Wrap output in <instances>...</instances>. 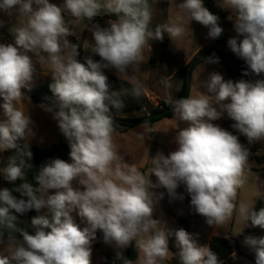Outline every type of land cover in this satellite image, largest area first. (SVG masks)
<instances>
[{"label":"clouds","instance_id":"9594fccd","mask_svg":"<svg viewBox=\"0 0 264 264\" xmlns=\"http://www.w3.org/2000/svg\"><path fill=\"white\" fill-rule=\"evenodd\" d=\"M219 3L231 13L228 19L237 35L227 44L245 62L243 75L261 76L264 0ZM177 7L187 14L189 24L195 21L207 28L208 38L222 35L219 17L204 0H181ZM0 12L15 18L9 28L13 41L0 42V153H12L0 175L10 184L23 181L14 190L0 189V244L4 230L10 244V250L0 254V264H91L98 239L113 248L120 264H167L172 236L179 264H222L193 234L183 228L170 231L154 218L155 205L164 195L153 191L157 187L164 188L170 200L183 201L184 193L178 191L183 186L190 207L210 227L223 226L238 214L246 227L264 230V207L256 211L254 204L236 203L250 157L240 137L249 144L264 140V79L225 80L212 72L201 81L199 95L167 100L186 126L175 132L174 151L151 157L146 176L114 144L112 109L121 110L124 101L112 90L105 70L123 74L139 67L146 46L162 41L165 34L172 40L183 36L185 26L153 27L150 0H0ZM102 14L116 18L107 26L94 23ZM85 21L92 39L81 62L78 46L69 40L74 35L70 25ZM4 26L0 19V28ZM205 62L219 63V58L213 55ZM38 66H46L52 79L51 103L40 107L51 113L66 138L70 162L48 160L36 172L34 186L25 180L33 153L20 143L34 136V121L18 105L24 90H32ZM160 83L171 87L166 77ZM129 94H142L138 82ZM225 118L232 121L231 130L217 123ZM32 210L37 215L31 218L29 232L18 227V220ZM133 244L135 260L124 255ZM242 245L254 255L255 264H264V235L246 234Z\"/></svg>","mask_w":264,"mask_h":264},{"label":"rangeland","instance_id":"374dc122","mask_svg":"<svg viewBox=\"0 0 264 264\" xmlns=\"http://www.w3.org/2000/svg\"><path fill=\"white\" fill-rule=\"evenodd\" d=\"M53 3H62V0H50ZM0 19L5 21V26L0 28V42H12L13 36L9 32V28L15 23L14 17H8L3 12H0ZM66 19L71 20V17L66 16ZM95 23H99L101 26H105L101 20H95ZM107 22V21H106ZM8 26H7V25ZM86 21L75 25L74 29L76 36L81 37L83 32V25ZM72 27V25H70ZM225 34V40L215 41L214 46L223 49L229 57L235 56L238 58L228 47L227 41L235 37L237 34L234 31L233 23H224L222 26ZM189 30V29H186ZM91 33L88 29L85 30V36ZM203 33V32H201ZM199 34L198 41H203L206 39V35ZM198 34H196L197 36ZM188 34H184L182 38L184 43H187ZM72 42L74 38L69 37ZM78 43V42H77ZM80 46L81 44L77 45ZM89 52L87 50L86 55ZM84 56V57H85ZM158 64L168 66L165 74L169 77L173 76L175 71L177 74L170 80L172 93L176 90L177 82L181 81L184 86V81L186 74L188 73L187 68L190 63H186V58L175 59L167 57L163 59L161 54L158 55ZM84 61V58L81 62ZM146 59H144V68L147 69ZM212 72H219L223 75L225 80H228V75L226 74L225 66L222 63H206L203 61L201 64L195 66L192 70V78L190 84L189 95L196 96L199 95L203 90L201 88V81L206 79L207 76ZM242 78L236 77L231 79L233 81L240 80ZM246 80H256L253 76L251 79ZM52 81L50 76V71L46 66H38L37 74L34 78L32 89H36L39 86ZM161 87V86H160ZM183 88V87H182ZM145 92L152 103L158 105L159 101H167L169 99H177L178 94L175 92L173 95H155L156 92H151L149 88H146ZM27 91V90H24ZM18 107L23 110L26 114H30L32 120L34 121V136L28 135L24 139L25 144L35 145L46 150H53L56 147L63 135L57 127L56 121L52 119L51 113L45 112L39 105L34 104L28 97H24L19 103ZM144 113L135 112L131 114L133 118H141ZM0 118H2V109H0ZM222 127L231 130L230 125L232 121L225 118L217 121ZM186 125L179 121L176 116L172 119H164L153 126L148 124H138L133 129H130L127 133L114 132V144L118 152L125 158V160L132 165H135L141 172L146 176L150 173L151 168V157L155 156L158 151H162L165 155L174 151L176 145L174 143L175 132L179 129L185 127ZM242 143L246 144L250 152V157L248 160L246 172H245V184L238 190L237 194V205L240 203L248 204L249 206L254 204V209L258 202H263L262 207H264V140H259L257 142L249 144L247 139L243 136L240 137ZM263 149V151H262ZM56 158V157H54ZM53 158V159H54ZM4 160V153H0V166H2ZM70 162V159L68 160ZM151 181L155 184L157 183V178L154 175L150 176ZM183 191L184 187L182 186ZM154 192L159 195L163 193V198L158 201L154 208V218L161 221V223L170 231H175L177 229L183 228L190 234H193L197 243L201 246H208L213 236H222L228 238L231 241L233 248V258L239 261L241 264H255L254 255L249 252L247 248L242 245V240L246 234L254 235H264V230L259 228L246 227L242 221V218L238 214H234L232 219L229 220L223 226L210 227L206 224L204 218L194 212L190 207V197L184 191V200H170L166 190L162 187H157L153 189ZM36 212V211H35ZM37 214V212H36ZM75 215V214H74ZM77 223H80L79 217H76ZM25 225H30L29 223V212L26 214ZM83 227V225H81ZM96 242L93 244V254L91 257V264H103L107 255H115V251L112 247L105 245L104 243L100 246H96ZM170 254L167 264H178L176 261L178 256L175 254L178 250L175 247L174 236L170 237L169 240ZM10 250V244L7 239H4L2 244L1 254H6ZM126 250V249H125ZM124 250V251H125Z\"/></svg>","mask_w":264,"mask_h":264},{"label":"trees","instance_id":"16d2710c","mask_svg":"<svg viewBox=\"0 0 264 264\" xmlns=\"http://www.w3.org/2000/svg\"><path fill=\"white\" fill-rule=\"evenodd\" d=\"M204 5L207 7L213 14L217 15L219 17V24L222 27L224 23H226V18L228 16V12L223 11V10H217L215 6L213 5L211 0H204ZM168 6H169V0H156V7H155V12L153 14V20H152V26L155 27L158 24H164L168 22ZM115 16H108L104 15L102 17L97 16L94 19L96 20H101V21H108L109 19H115ZM224 30L222 35L215 39L216 41H222L225 40V34ZM164 43H169L168 36L165 34L164 38ZM74 44L78 45L77 41L74 40ZM79 53L81 56L82 50L80 46H78ZM217 49V54L212 53L213 50ZM207 53H209L205 58L211 57L215 55L216 57L220 59H225L229 62V64H223L225 66L227 75L231 78L234 79L236 77H240L242 79H251L253 76L256 79H264V74L261 76H255L254 74H249L248 76H244L243 72L247 70V66L243 60H237L235 56L229 57L227 53L221 49L217 48L216 46H210V47H205L203 48L198 54L194 56L192 59L190 66H192V70L195 69V66L198 65L197 62L205 56ZM98 56L94 57V59H97ZM157 51H155L154 56L151 59V64L155 65L156 60H157ZM205 58L199 63L201 64L203 61H205ZM187 68V71H188ZM109 83L111 85L112 90L114 91H119L121 94V99L124 101V107L117 111L115 109H112V114L113 118L115 121V128L116 132L119 133H127L129 132L130 129H133L135 126L138 124L144 123L148 124L150 126H153L157 122L164 120V119H172L175 115L172 112V106L170 103L162 100L159 101L158 105H155L150 101L144 90L142 89V94L139 97H134L130 93V90L133 86V83L123 80L121 78H118L116 76L108 75ZM52 81H49L41 86H39L36 89H32L30 92L25 91V96L28 97L34 104L36 105H41L42 103L44 104H50L51 103V98H52V93L49 89V84ZM188 94V73L186 74V78L184 81V86L183 89L180 93V97H187ZM2 99H0V103H2ZM135 112H140L144 113V116L141 118H133L131 117V114ZM65 137L63 136L61 141H63ZM60 141V142H61ZM20 143L22 145H26L24 140H21ZM30 150L33 153V158L32 161H29V163L33 164V167L31 169L26 170L25 173V180L26 182H32L34 184L35 180V174L38 172L39 168L41 165L44 164V159L46 158L47 161L50 159H53L54 157L64 159L68 161L70 159L69 157V145L67 140L56 150V152L53 154L51 153V150H46L42 149L41 147L35 146V145H29ZM55 148V147H54ZM11 152H4V160L3 164L0 167H3L6 162H7V157L11 155ZM21 182L23 181H16L12 184H10L8 181L4 180L3 176L0 175V189L3 188H10V189H15ZM179 192L184 193L182 186L178 189ZM14 195H19L18 193L14 192ZM263 202H258L256 206V211H259V209L262 207ZM33 215H37L35 210L33 212ZM26 214L23 216L19 217L18 220V227L25 228L29 232H32L33 229L31 228L30 225H25L24 220H25ZM31 216L29 214V223L31 221ZM7 231V230H4ZM8 233H5V239L7 238ZM98 233V237H99ZM19 236V234H17ZM103 244L101 239L97 240L96 246L100 247ZM1 245L0 244V250H1ZM209 248L213 252L217 254L219 257L220 261L222 264H241L239 261L233 258V248L231 241L228 238L222 237V236H213ZM124 255L132 260H135L137 257V253L135 250L134 244L127 248L124 251ZM179 264L178 259L176 260ZM120 264L119 261H115V255H107L104 263L103 264Z\"/></svg>","mask_w":264,"mask_h":264},{"label":"crops","instance_id":"0c3cea01","mask_svg":"<svg viewBox=\"0 0 264 264\" xmlns=\"http://www.w3.org/2000/svg\"><path fill=\"white\" fill-rule=\"evenodd\" d=\"M211 1L217 10H223V11L228 12V16L225 21L227 23H233L232 20L228 19L231 13L228 10H225L224 8L220 6L219 0H211ZM180 2L181 0H169L168 22L167 23L168 24L182 23L185 26V29H189L185 31V33L188 34L187 43H184L182 40V38H184V35L179 38H175L173 40L168 37L169 43H164L163 41L164 39L162 41H152L151 46H146L143 52V57L144 59L147 60L146 61L147 69L144 68V60H143V63L139 67L129 69L126 73L116 74L114 70H105V74L116 76L123 80H127L131 83L138 82L141 88L144 90V92L147 91L146 88H149L151 92H156L154 93L155 95L160 94V95L169 96L170 94L173 95L175 92H177L178 97H180V93L183 89L182 88L183 84L181 81L177 82L176 90H174L173 93L170 88L166 89L160 83L161 77H166L168 78L169 81L172 80L177 74V71H175L173 76L169 77L165 74V72L167 71L166 69H168V66L163 65L161 67V65L158 64V60H156L155 65L151 64V59L154 56L155 51H157V57H156L157 59H158V55L160 54L164 60L167 59V57H171L175 59H180V58L183 59L187 57L186 63H190L192 59L194 58V56L198 54L203 48L214 46L215 41H216L215 39H210L206 37V39H204L203 41L196 43V41H198L197 40L198 36L201 32H203L207 36L208 29L203 27L202 25H200L198 22H195V21H192L189 24L187 14L183 10L177 7V5ZM150 3L152 5V12L154 14L155 7H156V0H150ZM102 16L104 15L102 14L100 17ZM93 22L95 23L96 21H93ZM103 23L105 24V26H107L106 21ZM74 26L75 25H72L71 27L74 33V35L71 37L74 38V40H76L79 45L81 44L82 54L81 56L78 57V59L82 61L88 50V45L92 39L91 33L85 36V30L88 29L87 21H86V24L83 25L84 29H83V32L80 38L76 36ZM196 34L198 35L196 36ZM72 43H74V41H72ZM96 60H99V57H97ZM228 78L231 79L229 76ZM1 251H2V245H1L0 254H1Z\"/></svg>","mask_w":264,"mask_h":264},{"label":"water","instance_id":"95a60500","mask_svg":"<svg viewBox=\"0 0 264 264\" xmlns=\"http://www.w3.org/2000/svg\"><path fill=\"white\" fill-rule=\"evenodd\" d=\"M217 49H215V50H213L212 51V53H214V54H217ZM209 53H207L205 56H203L198 62H197V64H199L207 55H208ZM220 61L223 63V64H229V62L227 61V60H225V59H220ZM192 66H190L189 68H188V94H187V96H189V91H190V84H191V78H192ZM66 141V138L63 140V141H61L53 150H51V153H55L56 152V150L64 143ZM47 162V159L45 158L44 159V163H46ZM35 183L36 182H34V186H35ZM33 212H34V210H32V211H30L29 212V214H30V216L31 217H33L34 215H33ZM5 233L7 232V231H4Z\"/></svg>","mask_w":264,"mask_h":264}]
</instances>
